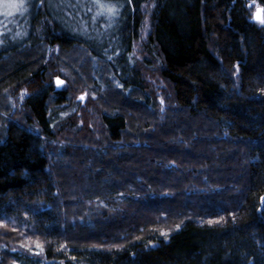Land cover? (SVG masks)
Instances as JSON below:
<instances>
[{
	"label": "trees",
	"instance_id": "trees-1",
	"mask_svg": "<svg viewBox=\"0 0 264 264\" xmlns=\"http://www.w3.org/2000/svg\"><path fill=\"white\" fill-rule=\"evenodd\" d=\"M18 27L0 264H264V0H35Z\"/></svg>",
	"mask_w": 264,
	"mask_h": 264
},
{
	"label": "rangeland",
	"instance_id": "rangeland-1",
	"mask_svg": "<svg viewBox=\"0 0 264 264\" xmlns=\"http://www.w3.org/2000/svg\"><path fill=\"white\" fill-rule=\"evenodd\" d=\"M34 2H35V0H23V5L21 7L20 6L21 0H0V47L11 45L14 42L18 41V37L15 36L17 34L18 29H19L18 22L22 19H25L26 16L32 11V9L34 8ZM12 4H15L16 7H10V6L5 7V5H12ZM253 15H255V18H257L256 20H258L260 17V11L258 9H256L254 11ZM145 21L146 20H144V23H145ZM148 32H149V29L147 27V24L145 23L144 26L139 31L138 37L136 38V40L133 43V51H132L133 54L132 55H133V59H134L135 64H137V62L144 61V59H146V58H148V59L150 58L148 55L140 53L142 45L145 44ZM45 52H46L45 61L46 60L50 61L51 60L49 58L50 50L48 48H46ZM53 52L55 53L56 50H53ZM62 60L63 59H61V61ZM84 61L85 60H83V62ZM156 62H157V60H156ZM54 63H55V61H54ZM146 63H148V62H146ZM149 65L150 66H147L146 68L144 66V68H145L144 70H148V71L153 70L154 67H153L152 61L149 63ZM62 76L65 79H69V82H74V77H72L68 72L64 73ZM65 79H61L59 77H53L52 82L54 83L55 89H57V90L62 89L63 86L66 84ZM60 82H62V83H60ZM98 84L100 85V83H98ZM99 89H100V91H102V87ZM103 90H104V88H103ZM24 96L25 95L22 93L18 94V97H17L18 103L21 102V100L24 98ZM81 97H83V99H81ZM96 99H97V95L94 91H91L88 89H83L73 99V101L70 100L68 102H64V103L57 105V106H59V109L60 108H65V109L60 110L59 112L57 111L56 112V118L58 120H60V119H63L65 117L70 116V114H72L77 109V107L78 108L82 107V108L88 109V107L91 106L90 104H92V102ZM72 102H73V104H72ZM88 102H89V104H87ZM67 103H71L72 104L71 107H68ZM16 254H17V258H20L19 260L23 261L22 264H29V263H31V264H45L44 262L39 261L38 258L36 259V257L23 256L22 254L19 253V251H17Z\"/></svg>",
	"mask_w": 264,
	"mask_h": 264
},
{
	"label": "snow or ice",
	"instance_id": "snow-or-ice-1",
	"mask_svg": "<svg viewBox=\"0 0 264 264\" xmlns=\"http://www.w3.org/2000/svg\"><path fill=\"white\" fill-rule=\"evenodd\" d=\"M22 5H23V0H21V7H22ZM16 7V5L15 4H12V5H5V7ZM109 11H113L112 9H109ZM60 83H62V82H60ZM81 99H83V97H81Z\"/></svg>",
	"mask_w": 264,
	"mask_h": 264
}]
</instances>
